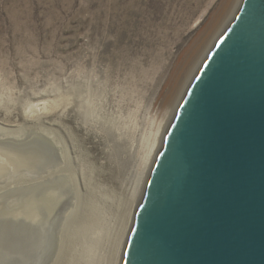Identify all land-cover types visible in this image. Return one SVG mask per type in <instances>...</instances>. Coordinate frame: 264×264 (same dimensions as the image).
<instances>
[{"label":"rangeland","instance_id":"rangeland-1","mask_svg":"<svg viewBox=\"0 0 264 264\" xmlns=\"http://www.w3.org/2000/svg\"><path fill=\"white\" fill-rule=\"evenodd\" d=\"M241 1L177 79L222 0H0V135L43 130L78 187L58 264H121L152 168L146 152ZM10 158L0 154V194L36 177L32 162Z\"/></svg>","mask_w":264,"mask_h":264},{"label":"water","instance_id":"water-1","mask_svg":"<svg viewBox=\"0 0 264 264\" xmlns=\"http://www.w3.org/2000/svg\"><path fill=\"white\" fill-rule=\"evenodd\" d=\"M187 89L121 264H264V0H242Z\"/></svg>","mask_w":264,"mask_h":264},{"label":"bare ground","instance_id":"bare-ground-1","mask_svg":"<svg viewBox=\"0 0 264 264\" xmlns=\"http://www.w3.org/2000/svg\"><path fill=\"white\" fill-rule=\"evenodd\" d=\"M230 1L222 0L220 9L214 12L205 27H202L193 44L184 50L177 65L178 68L176 72L174 71L175 75L173 76L175 78L178 79L182 71L187 68L186 65L192 63L203 43L208 40L206 38L210 37L214 31L215 25L225 17L226 14L224 15V13L228 10L231 4ZM178 83L175 84L177 85ZM172 116L173 112L170 117H166L165 121L161 122L152 146L146 152L145 165L150 162V165H147L152 167L154 164L158 152L162 148ZM40 131H33L32 134L29 132L30 135L25 131L24 134L28 135H21L22 137L16 141L17 143L14 139L8 140L9 136L8 138L6 137V140L2 138L4 136L0 135V154L3 157L9 155L11 156L10 159L13 158L12 160L16 163L24 162L25 160L32 162L37 171L35 179L30 184L14 187L15 189H5L0 194V264H58L63 254L61 252L63 251V239H65V236L62 235V230L68 226L67 223L70 222V219L68 220L69 214L79 200L78 187L71 174H67L65 169H63L65 157L60 147L50 140L47 134ZM7 132L9 133V131ZM7 147L17 149L16 151H11ZM4 172L5 169L0 166V180L6 175ZM148 173L149 171L146 177ZM143 175L145 176L144 173ZM44 176H46L47 180L43 179ZM92 226L94 227V224ZM59 251L60 254L58 256ZM57 256L58 258L55 261Z\"/></svg>","mask_w":264,"mask_h":264}]
</instances>
